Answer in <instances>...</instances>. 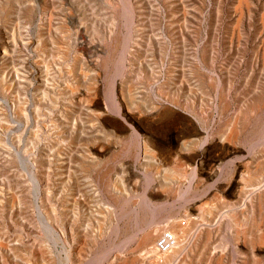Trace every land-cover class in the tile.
I'll use <instances>...</instances> for the list:
<instances>
[{"label": "rangeland", "instance_id": "rangeland-1", "mask_svg": "<svg viewBox=\"0 0 264 264\" xmlns=\"http://www.w3.org/2000/svg\"><path fill=\"white\" fill-rule=\"evenodd\" d=\"M0 243L264 264V0H0Z\"/></svg>", "mask_w": 264, "mask_h": 264}, {"label": "built area", "instance_id": "built-area-1", "mask_svg": "<svg viewBox=\"0 0 264 264\" xmlns=\"http://www.w3.org/2000/svg\"><path fill=\"white\" fill-rule=\"evenodd\" d=\"M176 243V237L171 232L165 231L155 241L154 250L158 255L166 254L175 248Z\"/></svg>", "mask_w": 264, "mask_h": 264}, {"label": "bare ground", "instance_id": "bare-ground-1", "mask_svg": "<svg viewBox=\"0 0 264 264\" xmlns=\"http://www.w3.org/2000/svg\"><path fill=\"white\" fill-rule=\"evenodd\" d=\"M49 17V16H48ZM141 141V140H140ZM138 146V145H137ZM139 158V157H138ZM149 177V176H148ZM115 222V221H114ZM147 232V231H146ZM173 234V233H172ZM146 240H145V242H147L148 240H150V238H151V236L153 235L154 236V234H153V232H147L146 233ZM174 235V234H173ZM175 236V235H174ZM140 242V241H139ZM1 244V243H0ZM189 244V243H188ZM155 245V244H154ZM177 245H179L178 243L176 244V248H174V249H177V248H179ZM153 251H154V254H155V257H156V260H157V262H160L161 260H162V262H163V260H164V256H167V254L168 253H171V251L170 252H168V253H166V254H162V255H158L156 252H155V250H154V246H153ZM146 252V251H145ZM149 253V252H148ZM150 254V253H149ZM148 255V254H147ZM218 261V260H217Z\"/></svg>", "mask_w": 264, "mask_h": 264}]
</instances>
